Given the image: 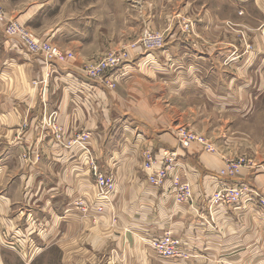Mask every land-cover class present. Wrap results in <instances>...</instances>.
I'll use <instances>...</instances> for the list:
<instances>
[{
    "label": "crops",
    "instance_id": "obj_1",
    "mask_svg": "<svg viewBox=\"0 0 264 264\" xmlns=\"http://www.w3.org/2000/svg\"><path fill=\"white\" fill-rule=\"evenodd\" d=\"M250 1L259 24L237 25L253 50L226 28L216 46L213 18L200 16L162 48L128 47L127 61L112 72L113 89L84 71L86 61L119 48V40L99 35L97 0L90 15L71 11L42 35L76 52L67 63L46 62L0 23V264H264V210L256 197L212 202L225 186L264 193V164L221 174L237 155L263 163L260 138L233 121L214 128L215 117L247 123L257 107L264 110V0H243ZM56 2L1 0L7 17L28 27L55 16ZM51 113L60 138L46 124ZM179 126L213 138L218 152L198 142L183 147ZM79 131L90 134L89 152L68 144ZM171 153L167 180L153 184L150 176ZM94 167L113 180L109 200L97 195ZM167 234L180 238L187 256L157 254L150 241Z\"/></svg>",
    "mask_w": 264,
    "mask_h": 264
},
{
    "label": "rangeland",
    "instance_id": "obj_2",
    "mask_svg": "<svg viewBox=\"0 0 264 264\" xmlns=\"http://www.w3.org/2000/svg\"><path fill=\"white\" fill-rule=\"evenodd\" d=\"M27 2L36 1V0H26ZM42 1V0H41ZM62 3H61V2ZM73 1V2H72ZM97 8L92 11V15L97 16L99 18V35H102L104 38L107 37L109 39L119 40V48H115L117 50H129L127 49L134 47H141V39L143 36L145 37L148 34L153 32L159 33V36L163 37L166 41L171 37H174L178 34H184L186 31H192V27L194 25L198 26V20L200 16H202L205 20L211 19L214 20V24L211 26L212 29H215V37L218 40L216 46H220V42H222L225 37V29L233 31L236 35L235 37L246 38L249 46V51L254 49L252 45L251 38L247 35L245 36L243 31L239 30V25L243 22H247L251 27H255L256 23L259 24V21L256 20L259 15H256L254 8V3L252 1L243 2V0H97ZM77 4H74V0H57L56 2V12L59 7L61 8L58 13L51 17L45 18V22L43 26L36 25L34 27L26 26L34 35L39 39H43L42 35L47 34L50 28H53L55 25H58L62 22V19L66 16H69L71 11L79 12V15L89 13V8L91 5H94L96 0H86V2L79 3V0L76 1ZM72 5H82L83 7H71ZM247 5V7H245ZM207 11V15H204V12ZM247 11L250 12V15H247ZM94 16V17H95ZM49 19V20H48ZM243 21V22H242ZM216 26V28H215ZM233 27V28H232ZM196 30V29H195ZM186 35V34H185ZM183 35V36H185ZM46 36V35H45ZM177 37V36H176ZM253 38L254 35H251ZM175 38V37H174ZM126 39V41H124ZM127 44H123L126 43ZM171 43L174 42L172 38L170 40ZM167 42V43H170ZM55 46L60 47L64 51H68L63 46L56 42ZM206 43V42H205ZM123 44V45H122ZM61 45V46H60ZM112 50V49H110ZM109 50V51H110ZM146 50V49H145ZM107 51L106 53H108ZM74 52V51H73ZM146 52V51H144ZM149 52V51H148ZM75 53V58H77V54ZM105 53V54H106ZM104 54V55H105ZM239 53H235L234 55H238ZM103 55V56H104ZM102 56V57H103ZM130 56V55H129ZM74 58V59H75ZM101 58V57H100ZM73 59V60H74ZM72 61V60H71ZM70 62V61H69ZM88 65L92 61H86ZM256 114L251 118V120L247 123L245 121H241L235 115H232V118L229 116L215 117V121L218 126H222L226 121H233L237 126H241V128L245 131L253 132L255 136H258L259 139V147H264V110L262 107H257L255 109ZM60 133L62 134V126H58ZM181 128H186L189 130V127L179 126L177 130ZM176 130V131H177ZM193 131V130H192ZM195 132V131H193ZM56 133V132H55ZM60 133L56 136L60 138ZM196 133V132H195ZM246 133V132H245ZM83 134H87L90 136L87 131H79L73 135V138L69 141L68 144L73 145L77 144L82 146L80 143V138ZM206 137L210 142L214 143V139L201 133H197ZM208 136V137H207ZM215 144V143H214ZM217 148V145L215 144ZM89 148V147H88ZM242 160L245 162V168L251 169H261L260 159L258 161L248 154L237 155L233 160ZM98 192V189H97ZM263 207L264 205L260 204Z\"/></svg>",
    "mask_w": 264,
    "mask_h": 264
},
{
    "label": "built area",
    "instance_id": "obj_3",
    "mask_svg": "<svg viewBox=\"0 0 264 264\" xmlns=\"http://www.w3.org/2000/svg\"><path fill=\"white\" fill-rule=\"evenodd\" d=\"M0 23L4 27V32L7 36L17 37L20 39L26 48L35 54L41 55L44 60L48 63L52 61H58L67 63L75 58L73 51H64L60 47L55 46L47 40H42L37 37L22 23L17 20L9 19L5 13V9L0 0ZM141 45L146 50H155L164 46L165 40L159 36V33H151L141 39ZM129 57L127 50L112 49L106 53L103 57L98 58L88 65H85L84 71L89 76L96 80H100L106 87L111 89L116 87L117 82L115 81L112 72L117 70L122 64H124ZM46 124L49 125L57 134L59 131V124L57 122L56 113H51L46 118ZM177 138L185 148H188L194 142L202 144L208 152H218L215 144L210 142L206 137L199 135L192 130L181 128L176 131ZM89 135L83 134L80 138L81 145L89 152L87 146V140ZM25 156V154L23 155ZM26 157V156H25ZM28 159H32L31 155L27 156ZM40 159V154L37 153L35 161ZM173 161V154H169L164 158V163L157 170L153 171L150 176V182L155 185H162L167 180L170 174V165ZM245 162L242 160H231L227 162L224 169L221 170L222 175H237L243 168ZM150 167L151 165L148 164ZM94 177L97 185V195L100 199L109 200L110 193L113 190V180L97 171V167H94ZM175 181L179 180V177H174ZM186 186L181 185L179 188V199H183L185 196ZM248 193L256 197L258 202L264 205V193L252 190L248 184H241L237 186H225L219 189L213 196L212 202L215 205L221 203L237 205L244 195ZM99 210H102V205L98 206ZM151 246L156 250L157 254L167 258H183L188 253L182 248L181 240L178 237L170 234L161 236L157 239L150 241Z\"/></svg>",
    "mask_w": 264,
    "mask_h": 264
}]
</instances>
